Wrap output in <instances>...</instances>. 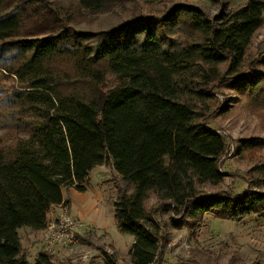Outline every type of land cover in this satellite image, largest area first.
Segmentation results:
<instances>
[{
  "label": "trees",
  "instance_id": "1",
  "mask_svg": "<svg viewBox=\"0 0 264 264\" xmlns=\"http://www.w3.org/2000/svg\"><path fill=\"white\" fill-rule=\"evenodd\" d=\"M131 1L76 0L73 10L48 0H0L9 9L0 14V70L18 85L3 104L27 118L4 116L14 120L13 134L7 142L0 136V264H28L19 229H44L49 210L67 203L63 189L85 191L92 170L106 162L130 187L118 189L113 210L117 231L133 238L132 264H163L161 224L145 205L150 195L162 203L153 212L167 209L181 221L206 212L228 221L264 217V190L199 192L223 182L219 164L229 148L228 136L208 125L218 103L213 90L257 88L263 78L255 72L261 56L252 70L238 68L264 22V0L215 18L177 3L160 17L132 13L99 31L71 23L75 13ZM181 21L196 42L171 37ZM62 55L72 60L76 83L54 66ZM107 74L115 81L110 87ZM241 143L245 151L264 146V139ZM252 171L255 187L263 186L264 161ZM107 255L103 264H122ZM35 264L53 263L39 252Z\"/></svg>",
  "mask_w": 264,
  "mask_h": 264
},
{
  "label": "rangeland",
  "instance_id": "2",
  "mask_svg": "<svg viewBox=\"0 0 264 264\" xmlns=\"http://www.w3.org/2000/svg\"><path fill=\"white\" fill-rule=\"evenodd\" d=\"M48 1L73 10L77 8L76 0ZM246 2L247 0H136L118 4L101 13H75L71 23L76 28L99 31L128 19L132 13L160 17L177 3L195 5L202 8L208 17L215 18L221 12L234 10ZM8 10L0 8V14ZM262 18L264 20V10ZM171 37L185 44L199 39L185 21L172 27ZM258 56L261 57L255 65V72L261 73L263 78L257 88L236 90L228 85L213 90L218 103L211 109L214 115L210 117L208 125L228 136L229 148L219 164L225 174L223 182L216 186L207 184L200 187L199 192L202 195L220 191L238 194L251 187L264 190V185L255 187L254 181L258 174L252 171L256 164L264 161V146L241 151L242 140L254 137L264 139V22L254 33L238 72L252 70L250 63ZM55 60L54 66L58 73L68 74V84L79 81L73 73L69 56H58ZM221 68L226 69L224 65ZM105 84L107 87L115 84L111 74L106 75ZM14 88H18L16 78L0 70V136L6 142L13 134L14 120L7 121L4 116L19 117L22 121L27 119L23 116L24 112L3 104L4 97ZM125 187L130 189L116 175L111 162H106L92 170L86 181L85 191L63 189L64 196L73 205L81 209L86 205L87 219L78 217L67 209L82 226L73 234L76 241L62 250L66 261L60 262L54 254L51 257L53 264H103L107 254L122 264H132L129 249L133 238L119 233L113 220L114 199L118 189ZM65 202L67 205L68 201ZM145 205L147 212L153 213L151 218L161 224L163 264L188 260L198 264H264V217L248 216L241 221H228L217 218L212 212H206L200 217H186L181 221V217L167 209L153 212L162 205L155 195H150ZM62 209L63 207L59 213ZM57 217L55 215L54 218ZM27 230L31 229L18 231L22 253L25 254L28 264H35L36 255L39 252L47 255V251L41 240V233L29 235Z\"/></svg>",
  "mask_w": 264,
  "mask_h": 264
},
{
  "label": "built area",
  "instance_id": "3",
  "mask_svg": "<svg viewBox=\"0 0 264 264\" xmlns=\"http://www.w3.org/2000/svg\"><path fill=\"white\" fill-rule=\"evenodd\" d=\"M82 224L69 214L64 207L54 221H50L47 226L41 230V240L50 257L53 260L54 254L57 255L60 262L66 261V256L62 253L69 243L75 242L74 232L77 231ZM93 251V250H92ZM89 253V251L87 252Z\"/></svg>",
  "mask_w": 264,
  "mask_h": 264
},
{
  "label": "crops",
  "instance_id": "4",
  "mask_svg": "<svg viewBox=\"0 0 264 264\" xmlns=\"http://www.w3.org/2000/svg\"><path fill=\"white\" fill-rule=\"evenodd\" d=\"M91 174V173H90ZM90 176V175H89ZM89 178V177H88ZM66 191V190H65ZM63 201H68V204L67 205H62V204H59V205H56L54 207H52L49 212L47 213V220H48V223L50 221H54L56 220L57 218H54L55 215L56 217L59 215V210L63 207H65L66 209H68L72 214L74 215H77L78 217H81V218H85L87 219L86 217V213H87V207L86 205L84 206L83 209L81 208H78L76 205H73V203L70 201V200H67L66 197L64 196V192H63ZM86 208V209H85ZM61 212V211H60ZM113 220H115L113 218ZM21 229H31V228H28V227H23V228H20L19 231ZM32 230V229H31ZM27 230V233L30 235V234H38V233H41V230L39 231H34V230Z\"/></svg>",
  "mask_w": 264,
  "mask_h": 264
}]
</instances>
